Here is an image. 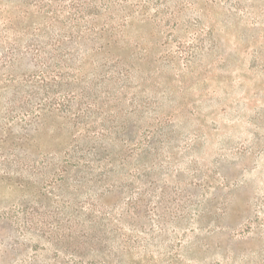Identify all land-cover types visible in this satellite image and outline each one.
<instances>
[{
    "label": "rangeland",
    "instance_id": "1",
    "mask_svg": "<svg viewBox=\"0 0 264 264\" xmlns=\"http://www.w3.org/2000/svg\"><path fill=\"white\" fill-rule=\"evenodd\" d=\"M71 253L264 264V0H0V264Z\"/></svg>",
    "mask_w": 264,
    "mask_h": 264
},
{
    "label": "trees",
    "instance_id": "2",
    "mask_svg": "<svg viewBox=\"0 0 264 264\" xmlns=\"http://www.w3.org/2000/svg\"><path fill=\"white\" fill-rule=\"evenodd\" d=\"M38 4L39 3H37V5L33 6V8H38V11H32V10H30V11L27 10L25 12L21 11V15H22V13H24L23 15L27 16L29 14L33 15V14H36L37 12H41V11H39V9H40L39 5L40 4L39 5ZM99 31H102V29H100ZM97 33H98V31L96 32V34ZM83 35H85V37H88L89 33H86V34L84 32H82V33L79 32L78 33V36H80V38L83 37ZM71 36H73V34ZM113 36L114 35H111V34L108 35L106 41L104 39V36L103 37L102 36L99 37V40H102V41H98L97 42L96 40L92 39L93 43L90 46L91 55H93L94 51L100 52V51H103V50H106V51H108V53H110L111 50L113 49L112 44H114V43H112V42H114L113 41ZM66 42H67L66 39L61 38L60 35H57L56 33H53L52 36L49 35L48 37H46L45 42L42 41L41 39L39 40L38 38H36V40L35 39L31 40L29 42V44L26 45L23 48V51L21 50V46H19L17 50L19 51V53L23 57V59H25L26 55H29V57H36L38 59L40 56H43L42 55V51L43 50H45L46 48H51L54 51L53 52L54 56H56L58 58V60H59V56H61V60L63 62L61 66H67L68 65V69H69L70 72H68V74L66 73L64 75V77L73 76L74 79L78 78V81H79L78 82L79 83L78 86L80 88L84 89L85 87L81 86L83 80L80 77H84L86 75V74H84V71H87V69L89 67H86V65L85 66H79L78 64H80V63L76 64L77 67L74 66V65H71L69 63H66V62H68V60L66 59V56L64 55V53H61V48L63 47V45ZM78 43H79L78 44V46H79L81 41H78ZM111 46H112V49H111ZM114 49H115V47H114ZM65 53L67 54L66 51H65ZM72 71H75V74ZM70 74H73V75H70ZM23 75L25 76V80L28 83H30V84L36 83V84H38L40 86L42 83H45L46 79L49 76V73H48L47 69H41V70H38V71L30 70L28 72H25ZM52 75H53V77H55V76H58L60 74L59 73H55V74H52ZM62 76L63 75H61V77ZM104 77H106V76H104ZM107 79H109V77ZM35 96H37V94ZM56 104H57L56 106L60 105V103H56ZM56 106L54 108L50 109V110H54V111H58V112L62 113L63 109H61V108L59 109V107H56ZM32 108L33 109H37V113H35V116H38V114L40 115L43 110L48 109L46 107H43L42 103L41 104L39 103L36 107H32ZM31 113H33V111L30 112V114ZM61 113H58V114H61ZM86 239H91V238H86ZM86 239H83V240H77L76 238L73 239V241H75L76 244L72 248L73 249L80 248V246H79V242L80 241H83V245L88 246V245H86V243L84 241ZM71 255L74 256V258L71 259L72 260L71 262L73 264H87V262L85 263L83 257H81V259H80V255L79 254L73 255L71 253ZM100 263L101 264H107V261H104V260H103V262L98 261V264H100ZM111 263H112V261H111Z\"/></svg>",
    "mask_w": 264,
    "mask_h": 264
}]
</instances>
